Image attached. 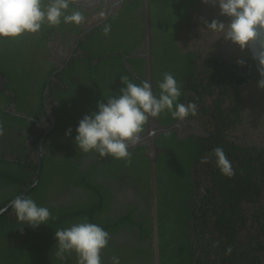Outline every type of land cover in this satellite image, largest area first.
Returning a JSON list of instances; mask_svg holds the SVG:
<instances>
[{"label": "trees", "instance_id": "1", "mask_svg": "<svg viewBox=\"0 0 264 264\" xmlns=\"http://www.w3.org/2000/svg\"><path fill=\"white\" fill-rule=\"evenodd\" d=\"M199 1L185 2L186 13H162L160 16L166 24L164 29L168 33L167 47L170 50L169 64L164 65L162 69L165 71L169 69L164 74L177 75L176 80L181 90L180 103L190 89L193 91L199 87L198 92L207 91L204 92L205 95H212V88L207 90L204 81L200 84L197 81L204 72H208L209 69L211 71L217 61L205 62L203 56L208 52H205L201 46L193 47L189 43L187 35L193 31L195 24L181 29L182 23L186 22L184 25L186 27L195 19L196 13L190 12L198 9ZM174 2L175 0H169V8L173 12L176 7ZM127 8L132 6L128 4ZM213 19L225 21L219 14ZM213 19L209 18L210 22ZM176 28L178 31L181 30L179 37L176 35ZM49 31L50 28L47 27L46 32ZM51 36V33L41 35L45 42L40 37L37 42L45 47ZM180 39L183 40V45H180ZM16 44H18L17 39L0 40V76L8 81L4 85L5 89H13L16 85H20L24 91L36 71L35 61L32 56L24 54ZM217 46L214 44L213 48L218 49ZM181 47L192 51L180 54ZM83 49L89 57L85 58L86 65L83 68L81 85L73 91L70 99L71 106L85 103L76 114L78 118L77 121L75 120L76 124L84 115L89 114L88 111L92 107L89 102H96L97 105L98 102L112 95L114 88L117 87L113 84H116V81L121 82L123 75L135 83L145 80L143 60L132 64V73L142 77L138 79L131 76L130 71L126 72L117 59H113L112 51L100 48V52L94 54L84 46ZM129 53L130 47H127V55ZM247 54L246 49L242 59L244 63L239 65L235 62L241 61L242 57L233 60L228 53H225L232 60L229 62L230 66L226 64L227 69L235 72L233 77L229 76L232 81H229L228 85L225 84L226 80L225 82L220 80L222 98L217 106L209 109L210 120L217 130V138H213L212 135L213 142L210 144V175L213 186H210L204 198L200 199L202 205L200 208L198 198L191 202L190 173L187 169L200 153H192L194 152L192 149L183 152L174 149L176 145L188 144L192 147V143H197V140L189 138L178 142L175 133L161 134L156 139L157 148H162L155 162L159 185L163 182L162 187L166 185L169 190L165 192L159 189L156 206L160 264H264V148L259 147V141L264 138V121H253L255 115L249 114L256 109V112L258 110V113L263 115L261 103L264 99L261 97V91L259 94L256 92L255 82L258 81L259 76L253 62L249 61L252 64V67H249ZM205 57L208 59V56ZM94 60H98L99 64L94 65L92 63ZM131 60L128 62H132ZM113 72H116L115 75ZM49 75L50 72L47 73L45 81L37 92H40L46 84ZM208 75L213 77L210 72ZM220 81L212 80L209 85H217ZM250 86L255 90L248 91ZM0 95L4 98L5 104L12 99L4 94L3 89H0ZM21 96L22 94L18 96L17 103H20ZM226 101L228 107H221V103L225 104ZM17 109L23 111V107ZM0 115L3 118L2 123L24 122V118H13L3 111ZM164 116L161 125L169 124L174 120L168 112ZM231 132H239V137L228 140ZM71 137L73 140V132ZM48 138L50 140L49 135ZM25 140L26 136L22 140L23 146ZM166 146L169 148L164 150ZM217 147L223 148L227 159L231 162L234 175L230 178L223 176L216 165L213 153ZM194 149L199 150L202 147L195 146ZM25 150L26 148L23 151ZM144 151L145 148L142 146L134 150L137 154ZM183 153L190 154L187 161H184L187 162V170L181 175L182 180L185 175L187 194L176 189L177 180L173 170L182 168L180 162ZM46 156L45 161L42 162L38 182L24 196L33 199L40 206L49 208L51 218L47 225L33 229L18 222L16 216H12L11 206L0 214V264H62L55 256V231L85 218L97 223L110 234L108 246L101 253L103 264H111V257L114 255L120 258L121 264H154L153 220L150 217L149 191L141 189L139 193L141 200L138 202L137 199L126 202L122 194L123 186L129 179L127 174L134 177L133 172L137 170L138 174L144 177L148 172V160L144 158L145 169H127L130 171L126 173V169H112L117 167V160L111 157L101 158L100 161L110 169L98 173L96 169H86V165L85 169H80L79 160L84 165L92 158L85 157L80 151L76 152V158L70 157L69 162L65 156H59L58 162L53 159L54 157ZM172 156H175L174 160H171ZM29 157V154H25L24 163ZM21 158H19L20 163L13 164L17 169L8 170L13 179L6 175L7 169L0 168V181L7 184L8 181L13 180L10 185L14 188L12 197H7L5 190L2 191V204L6 205L15 199L14 197L21 196L25 188L32 183L31 173L33 174L35 169H28V165L22 163ZM49 159L53 161L51 163L56 169H49V175L53 176V180L45 185L46 176L49 177L46 171ZM130 184L135 197L137 193L135 184ZM194 192L193 190L192 193ZM165 193L170 198L169 202L164 199ZM53 198L59 199L54 201ZM2 204L0 209L5 206ZM197 226L200 228L199 235L195 232ZM66 264H75V257L69 259Z\"/></svg>", "mask_w": 264, "mask_h": 264}, {"label": "flooded vegetation", "instance_id": "2", "mask_svg": "<svg viewBox=\"0 0 264 264\" xmlns=\"http://www.w3.org/2000/svg\"><path fill=\"white\" fill-rule=\"evenodd\" d=\"M181 1L182 2H180V0H175L174 4L176 7L174 8L175 12H173L169 8V0H74V5L77 8L79 7V9L85 14V22L81 26L77 27L61 24L57 28H50L49 32H46L47 26H45L38 34L25 35L22 37H28L17 39L18 44L16 45L21 51L34 58V69L36 71L33 77L30 78L32 81L24 91H22L23 89L20 88V85H16L13 89H5L4 85L8 81L0 76V89H3L5 95L12 97L11 101L5 104L6 102L4 98L0 95V112L3 111L13 118H24L23 123H2L1 120H3V118L2 115H0V168L3 170L7 169L6 175L10 179H13V177L8 173V170L17 169L13 164L20 163L19 158L21 157V162L24 163L25 154H29L30 157L25 160L26 163L24 164L28 165V169H35V171H33L34 173H31L32 181L38 167L37 155L39 151L41 164L39 169H41L42 162L45 161V157H47L46 155L54 157L53 159H55L56 162L60 160L59 156H65L67 162H69L70 157L76 158V152L79 150L73 142L74 139L72 140V137L66 136V132L71 128L73 136L75 137V128L78 126V123L76 124L75 122V120H78L76 114L80 107L85 104L70 105L73 91L81 85V78L84 73L83 68L86 65L85 58L88 59L89 57V55L84 53L83 46L88 48L94 54L99 53L100 48L101 50L107 49L112 51L113 59H117L126 72L127 70L130 71L131 76L138 79H142V77L132 73V64H135L138 60H143L144 74L149 67L153 91L158 94L159 89L157 85L162 80L164 72L169 70L166 69L165 71L162 67L169 64L168 54L170 52L167 47V44L169 43L167 39L168 33L167 30L164 29L166 24L164 23V19H161L160 16L162 13H186L187 7H185V2H190L191 0ZM128 4L132 6V8H127ZM135 7L136 10H134ZM197 8V10H192L190 13L197 14L203 12L207 13V16L196 18L195 14V19L192 20L191 23H188L186 27H184L186 22L182 23L181 29L191 27L193 24L201 25L205 21L210 22L209 18H216L217 14H219L218 8L207 6L203 4L201 0L199 1ZM224 20L227 22L226 18H224ZM203 25L206 24L204 23ZM105 27H109L110 29L107 35L104 33ZM177 31L176 28V35L179 37L181 30ZM48 33H51L52 36L47 40L46 46L43 47L37 42V39L38 37L41 38V35ZM208 35L211 38H215L214 42L218 45V49L213 48V45H210L211 48H208L206 47L208 43H206L203 50L208 53L204 54L203 58L207 61L205 59L203 60L208 63H215L214 61H217V64L214 68H211V71L209 69L208 72H204L200 75V80H198L197 83L200 84L204 81L205 85L208 87L207 90L212 88V95H205L207 91H204L205 93L198 92L200 89L199 87L197 90H188L182 103H194L196 106V114L194 116L190 115L181 123L176 119L169 123H179L180 128L173 132L175 133V138L178 142L189 138L197 140V143H192V147L190 145L188 146V144L176 145L174 149L179 152L192 149L194 150L192 153H200L199 156L196 157V160L191 163V167L187 168L190 173L191 202L193 203V201L198 198L197 202H199V208L202 206L200 199H203L207 194V189H209L210 186H213L212 177L210 175V144L213 142V138H217V130L210 120L209 109L217 106L222 98L221 92H223V90L219 86L221 84L220 80H224V82L226 80V85L230 83L229 81H232L229 76L233 77L235 70L229 71L227 69V65L230 66L229 62L232 61L231 59L236 60L237 57H242V60L245 56L244 51H241L237 46L233 47L231 43L225 42L222 39L221 34L209 30ZM180 40V45H183V40ZM43 41L45 42V40ZM227 44L229 47L226 46ZM127 47H130V55L136 51H145L146 57H128L130 55H127ZM187 51L192 50H187L184 47H181L179 53L184 54ZM154 53H156V55H154ZM225 53H228L231 59L228 58ZM205 56H208V59ZM246 56L249 59V54ZM128 60H131L132 62H128ZM249 61L250 59L248 62ZM92 63L98 65L99 61L94 60ZM235 63L243 65L238 62ZM249 67H252L250 62ZM48 72H50V75L47 77L46 84L43 85L40 92H37V89L45 81ZM209 72L213 74V77L208 75ZM115 73L116 72H113V75H115ZM153 75L155 78H153ZM172 75L177 79L176 74ZM124 76L125 75H123V77ZM212 80L220 82L217 83V85L211 86L209 85V82ZM116 82V84L113 82V86L116 85L117 87L114 88L112 95L118 93L123 87V84L120 81ZM255 84L257 86V82H255ZM260 91L262 92L261 97L264 99V90L256 89L258 94ZM21 94L20 103H17V98ZM103 101L104 100L101 102ZM89 104L92 105L89 111L87 110L90 114L92 111L96 110L97 105L96 102H89ZM19 107H23V111H19L17 109ZM221 107L227 108V101L225 104L221 103ZM261 108L264 111V101L261 103ZM165 113H162L159 116V119L156 118L158 124L165 119ZM249 114L255 115L253 121H264V114L260 115L258 110L256 112V109ZM239 134V132H231L228 140H232L234 137H239ZM48 135L50 136V140ZM212 135H214L213 138H211ZM25 136L26 147L22 145V140ZM155 146V150H150L148 147L142 146L145 148V151L141 154L134 152L137 146L130 148L131 162L118 161V168L115 167L112 169H145L146 165H143V162H145L144 158L148 160V172L144 177L140 176L137 170L133 172L134 177L127 174L129 179L127 184L123 186L124 191L122 194L126 202L127 200L134 199H137L136 202H138L141 200L139 197L141 189L149 191L150 217L152 220L155 219L157 223L156 206L159 189L160 191L165 190V192L166 190L167 192L169 190L166 188V185L162 187L163 182L159 185L160 181L157 177L155 162L159 152L162 151V148H157L156 143ZM195 146L197 148L201 146L202 149L195 150ZM240 146L243 145L240 144ZM259 147L264 148V138L259 141ZM25 148L26 152L23 151ZM168 148L169 146H166L164 150ZM84 155L85 157L88 156L92 158L84 165L79 160L80 169H85V165L87 166L86 169H96L98 173L104 169H110L109 166L100 161L101 157H99L98 154L88 153ZM174 157L175 156L170 157L171 160H174ZM187 157H190V154L183 153L181 155L183 161L181 160L180 162L182 168L173 169L177 180V182H175V187L180 192H185V194H187V189L184 183L185 175L183 176V180L181 179V175L187 170V162H184L187 161ZM204 160L207 162L202 163ZM51 162L53 161H50L49 159L48 166H46L48 175L49 169H56ZM121 166L122 168H120ZM162 170L166 173L164 168H162ZM129 171L130 170H127L126 173H129ZM51 180H53V176H46L45 185ZM12 181L13 180L8 181L7 184L6 182L4 183L3 181H0V204L3 203L2 191L5 190L7 197L14 196V194L12 195L14 188L10 185ZM130 183L135 184L137 192L135 197L132 194V186ZM193 190L195 191L194 193H192ZM64 194H66V192H64ZM58 199L59 198H53L54 201H58ZM164 199L166 202L170 201V198L167 197L166 193ZM12 201H9L6 205L11 204ZM6 205L3 206L0 211L5 208ZM10 212L12 216H15L13 210ZM197 228L198 229L195 230V232L199 235L200 228L199 226H197ZM197 238L198 237H196V239Z\"/></svg>", "mask_w": 264, "mask_h": 264}, {"label": "clouds", "instance_id": "3", "mask_svg": "<svg viewBox=\"0 0 264 264\" xmlns=\"http://www.w3.org/2000/svg\"><path fill=\"white\" fill-rule=\"evenodd\" d=\"M207 6L219 9V16L226 21H205L206 28L221 34L225 42L241 51L255 44L264 33V0H201ZM85 14L74 7V0H0V40H15L25 35L40 33L45 26L57 28L61 24L81 26ZM109 27L104 33H109ZM260 79L257 88L264 90V45L255 53ZM243 64L244 61H238ZM123 87L118 93L98 102L96 110L84 115L75 129L74 144L84 153L111 157L117 161L131 162L130 148L141 140V134L150 119L168 112L173 119L183 121L196 114L194 103H180V86L176 78L165 73L158 83V94L152 85L142 80L135 83L121 77ZM66 136H72L69 128ZM216 165L225 177L234 171L223 148L214 149ZM204 160L202 163H206ZM17 221L36 229L47 225L51 218L49 208L38 205L26 196H17L11 202ZM55 256L62 264L75 257V264H103L101 253L107 248L110 234L97 223L86 218L55 231ZM231 249H229V252ZM111 264H121L118 256L111 257Z\"/></svg>", "mask_w": 264, "mask_h": 264}, {"label": "water", "instance_id": "4", "mask_svg": "<svg viewBox=\"0 0 264 264\" xmlns=\"http://www.w3.org/2000/svg\"><path fill=\"white\" fill-rule=\"evenodd\" d=\"M261 45H264V33H261L259 39L257 40V42L255 44H253L249 48H247L248 54H249V59L251 62H253L254 68L257 71V73H258L259 64H258V61L255 59V53L257 50H259ZM140 56L146 57V52L145 51L144 52L136 51L128 57H140ZM147 67H148V65H147ZM258 76H259V73H258ZM144 79L151 84V74L149 73V67L146 70V73L144 74ZM181 122H183V121H180L179 123H181ZM179 123H174V124H169V125H161V124H158L156 122V119H150L149 122L145 126V131L141 134L140 142L136 146L137 147L138 146H146L150 150L151 149L155 150V147H156L155 143H156L157 137L161 134H171L174 131H177L180 128ZM39 153H40V151L38 152V155H37L38 167H37L36 172L34 174V179H33L32 183L30 185H28L27 188H25L24 193L21 196H24L25 194H27L34 187V185H36V183L38 181V178L40 176V170H41V169H39L40 165H41L40 159H39V157H40ZM10 206H11V204L6 205V207L0 211V214ZM153 251H154L153 263L154 264H160V262H159V251H158L157 223H156L155 219L153 220Z\"/></svg>", "mask_w": 264, "mask_h": 264}, {"label": "rangeland", "instance_id": "5", "mask_svg": "<svg viewBox=\"0 0 264 264\" xmlns=\"http://www.w3.org/2000/svg\"><path fill=\"white\" fill-rule=\"evenodd\" d=\"M207 13H203V12H199L196 14V18H203L206 17ZM208 29L206 28V25L203 26H199V25H195V27L193 28V31H191L188 35H187V39L189 38V43L193 46V47H197V46H201V48L205 47L206 43L208 48H211L210 45H214L216 44V42H214L215 38H211L208 35ZM227 47H229V45H226ZM198 47V48H199ZM233 47H235V45H233ZM254 87L250 86L248 91H254ZM248 122H249V118H248Z\"/></svg>", "mask_w": 264, "mask_h": 264}]
</instances>
